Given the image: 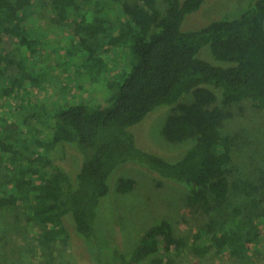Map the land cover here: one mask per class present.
Returning <instances> with one entry per match:
<instances>
[{
  "label": "trees",
  "instance_id": "trees-1",
  "mask_svg": "<svg viewBox=\"0 0 264 264\" xmlns=\"http://www.w3.org/2000/svg\"><path fill=\"white\" fill-rule=\"evenodd\" d=\"M204 1L164 0V13L157 8V0L132 4L125 0L50 1V13L58 17L62 30L70 36L71 47L86 55L83 67L94 79L106 63L89 42L90 37L113 30L108 34V45L129 55L131 62L120 80L112 82L116 93L106 101L81 100L60 108L49 124L50 139H38L34 145L18 144L0 131V160L6 173L0 187V210L28 205L29 218L46 230L43 238L67 237L69 224L75 228V239H81L88 249L97 242L99 208L110 192L111 174L123 164L139 162L184 185L194 212L209 216L216 210L223 212L230 194L235 136L222 134L230 113L214 106L218 96L208 86L220 90L224 106L249 99L264 109V0L252 3L236 19L183 31L187 15L198 11ZM40 6L46 8L40 0H0L3 98H11L16 92L17 81L25 84L38 78L34 67L25 68L24 64L40 47L41 27L36 19L43 10ZM207 45L217 60L227 64L216 65L199 56ZM72 52L67 50L68 55ZM15 53L21 56L22 80L8 81L5 74ZM189 94L193 101L182 103ZM174 104H178L179 112L168 118L165 137L173 143L188 139H195V143L182 159L171 162L138 148L131 128L158 108ZM64 144L75 145L83 156L75 182L52 156ZM135 187V180L121 179L118 190L129 193ZM235 188L264 189V171L260 185L242 181ZM243 220L244 225L238 226L244 229L249 224L248 238L240 231H222L211 219L205 235L196 237V252L202 255L218 248L242 255L254 240L264 246V214ZM185 245L172 223L160 219L130 254L113 250L109 264H142L147 259H151L150 264H177Z\"/></svg>",
  "mask_w": 264,
  "mask_h": 264
},
{
  "label": "rangeland",
  "instance_id": "rangeland-1",
  "mask_svg": "<svg viewBox=\"0 0 264 264\" xmlns=\"http://www.w3.org/2000/svg\"><path fill=\"white\" fill-rule=\"evenodd\" d=\"M40 1L46 5V10L40 6L43 10L36 18L41 27L40 47L34 58L24 64L25 68L32 65L38 78L25 84L17 81V90L11 98L0 96V131L18 144L34 145L38 139H50L49 124L62 107L81 100L96 102L109 99L116 93L112 82L120 80L131 62L129 55L108 45V34L113 30L90 37L89 42L106 63L102 73L94 79L83 67L86 55L71 47L70 36L62 30L58 17L50 13L51 0ZM125 1L132 4L137 0ZM256 1L205 0L198 11L187 15L182 30L196 31L217 20L236 19ZM156 6L162 13L165 12L164 0H157ZM67 50L74 51L71 54L74 57L68 55ZM199 56L216 65L227 64L215 58L210 45L204 46ZM10 59L14 63L10 64L6 79L22 80L21 56L15 53ZM208 87L218 96L214 106L230 113L221 129L222 134L235 136L229 167V200L222 213L216 210L209 216L194 212L189 206L188 190L184 185L162 177L145 164L128 162L119 166L109 178L110 192L99 208L97 242L89 246L90 250L83 247L81 239H75L73 226L67 225V237L50 241L42 237L46 232L44 227L29 218L28 205L11 207L0 210V264H109L113 250L130 254L160 219L169 220L176 235L185 240L186 245L177 256V264H264V246L257 240L242 255H233L218 248L199 255L195 250L196 237L205 235L211 219L222 231H240L248 238L249 224L246 223L244 229L239 224L244 225L243 219L260 218L264 214L263 188H247V191L235 188L242 181L261 184L264 171V109L249 99L224 106L220 90ZM193 99V95L189 94L181 102L191 103ZM178 112V104L163 106L132 127L138 148L171 162L182 159L195 139L173 143L164 135L168 118ZM52 156L75 182L83 163L78 148L71 144L60 145ZM5 174L4 161L0 160V187L5 183ZM121 179L135 180V189L129 193L120 192L118 185ZM199 243L203 241L199 240ZM150 263L151 259L142 262Z\"/></svg>",
  "mask_w": 264,
  "mask_h": 264
}]
</instances>
